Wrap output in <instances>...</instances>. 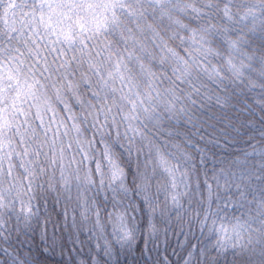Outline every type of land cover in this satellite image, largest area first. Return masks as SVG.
I'll use <instances>...</instances> for the list:
<instances>
[{
  "label": "clouds",
  "instance_id": "1",
  "mask_svg": "<svg viewBox=\"0 0 264 264\" xmlns=\"http://www.w3.org/2000/svg\"><path fill=\"white\" fill-rule=\"evenodd\" d=\"M0 264H264V0H0Z\"/></svg>",
  "mask_w": 264,
  "mask_h": 264
}]
</instances>
